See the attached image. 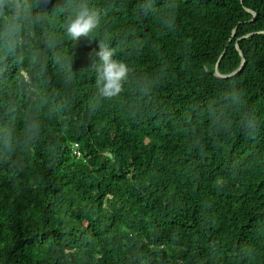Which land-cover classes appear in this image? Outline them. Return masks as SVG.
<instances>
[{
	"label": "trees",
	"instance_id": "trees-1",
	"mask_svg": "<svg viewBox=\"0 0 264 264\" xmlns=\"http://www.w3.org/2000/svg\"><path fill=\"white\" fill-rule=\"evenodd\" d=\"M0 264H264V0H3Z\"/></svg>",
	"mask_w": 264,
	"mask_h": 264
},
{
	"label": "clouds",
	"instance_id": "clouds-1",
	"mask_svg": "<svg viewBox=\"0 0 264 264\" xmlns=\"http://www.w3.org/2000/svg\"><path fill=\"white\" fill-rule=\"evenodd\" d=\"M3 0H0L2 3ZM22 14L19 9L14 13L8 25L5 28L4 36L7 39L9 48L16 45L21 31ZM98 16L95 12L83 8L67 24V32L72 39H79L81 36H88L97 26ZM93 68L97 74V89L99 95L105 98H112L121 91L122 82L125 80L128 68L127 66L114 59L113 51L100 45L99 50L93 53ZM38 128L36 123L29 126L30 132H35ZM7 139L5 143H10L11 133L5 131L2 133Z\"/></svg>",
	"mask_w": 264,
	"mask_h": 264
},
{
	"label": "water",
	"instance_id": "water-1",
	"mask_svg": "<svg viewBox=\"0 0 264 264\" xmlns=\"http://www.w3.org/2000/svg\"><path fill=\"white\" fill-rule=\"evenodd\" d=\"M237 50L240 52V55H241L242 58H243V53L240 51L239 46H237ZM244 63H245V59L243 58L240 67H239L234 73H232V74H230V75H220L218 72H216L215 74H216V76H218L219 78H229V77H232V76H234L235 74H237V73L239 72V70L243 67Z\"/></svg>",
	"mask_w": 264,
	"mask_h": 264
},
{
	"label": "built area",
	"instance_id": "built-area-1",
	"mask_svg": "<svg viewBox=\"0 0 264 264\" xmlns=\"http://www.w3.org/2000/svg\"><path fill=\"white\" fill-rule=\"evenodd\" d=\"M75 147H76V146H75ZM73 151H74V154H75L77 157H82V154H81V152L78 150V147H77V148H74Z\"/></svg>",
	"mask_w": 264,
	"mask_h": 264
}]
</instances>
